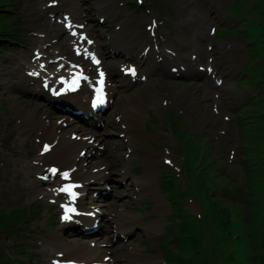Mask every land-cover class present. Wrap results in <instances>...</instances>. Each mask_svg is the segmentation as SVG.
Wrapping results in <instances>:
<instances>
[{
  "label": "rangeland",
  "instance_id": "obj_1",
  "mask_svg": "<svg viewBox=\"0 0 264 264\" xmlns=\"http://www.w3.org/2000/svg\"><path fill=\"white\" fill-rule=\"evenodd\" d=\"M164 1V0H163ZM167 3H171L172 0H167ZM224 0H220L221 6H222V11L219 10H215L213 8L210 9L211 11V15L214 19H216L220 25V27L224 26V22H225V26H226V21H228L227 24H233L236 26V28H234L235 31H238V28H244V29H255L257 31L256 37L259 38V34L262 33L264 31V18L262 20H260V18L256 19L254 22L249 20V17L252 13L256 12V9H254L253 11H248L246 10V1L245 0H239V4L236 5L234 8L230 9L232 10L231 13L227 12V6L229 4L225 3L223 4ZM242 2H244L245 4H243ZM227 4V5H226ZM261 12V11H258ZM213 13H215V15H213ZM228 13V15H227ZM219 15V16H218ZM229 17L233 18L234 20L231 21L229 19ZM256 17V16H255ZM241 19H244V22H241ZM0 20H2V16L0 15ZM3 28V27H2ZM2 28L0 29V31L2 30ZM229 34H232L230 32H228ZM244 36V35H243ZM249 38L247 37H241V39H234V46H238V48H240L242 51H246V48H248L249 46H252V44L250 45L249 42ZM185 97V94L182 95L180 97V99L183 100V98ZM132 99V97H130ZM127 102H131V100L129 101L126 98V95H121L120 99H119V104L122 106L117 107V109L120 108H126ZM132 103V102H131ZM260 105V104H259ZM262 106V105H260ZM264 107V106H262ZM246 109V108H245ZM250 117V116H249ZM254 115L253 117H251V120L254 119ZM247 120V119H244ZM249 119V121H251ZM251 125V124H250ZM256 129V128H255ZM150 130V128H149ZM251 128H249V131H247L246 133L249 137V140L252 142V151L253 153H260L263 152V146H264V135L262 137V135H260L259 137H257V141H253L252 137H251ZM108 133H114L115 136L117 137V133L113 130L108 131ZM13 137H15V135L13 134ZM261 138L263 140H261ZM114 143H119L121 148L119 150H112V153L115 152V156H119L120 155H124V148H123V144H121V141H118L117 139H113L110 140L108 144H113ZM177 143H178V151L183 153L184 156L186 157V162H185V169L188 171V173L191 175V177L193 178L194 175L199 171L197 164L198 161L200 160L199 158V150L201 148V143L199 142V140L193 136H190L187 132L183 133V134H178L177 135ZM16 145V144H15ZM155 148H157L156 145H154ZM123 148V150H122ZM256 150V152H255ZM113 161V159L111 160ZM119 159L117 162V165L119 164ZM135 164L138 163H142V166L145 167L146 169L144 170V172L142 173V177L145 176V173L147 174V167L144 166L143 160L139 161L138 158H135V161H133ZM136 167V166H135ZM154 170V176L151 178H147L146 181H150L152 179V181L150 182V185L147 187V190L149 191L148 193L145 194L144 198H143V203L142 207L140 206V209H145L147 206L145 205L146 202H144V200L149 196V195H154V193L151 192V189L153 188H157V186H155L157 184V178L162 175L165 174V172H167L164 169L161 168H153ZM251 173L249 174V181H248V186L251 190V209L252 211L250 212V210H243L241 211L240 215L241 216H237V219L235 218L234 220L237 221L239 220V222H237L235 225H233L231 218L228 215V212L226 210V208L224 206H222V204L220 203H216L215 201V205L218 209V214L219 216L223 217L225 219V221L230 225V229L232 231V233H236L239 237V239H231L227 238V234L222 238L219 237V235L217 236L215 229V225L213 223L208 224L207 228H205L204 230H199L197 228V225L195 223V232L194 235L197 237L199 236V242L202 246V244L207 245V242L209 241V250L207 252V249L204 250V253L207 252L206 255L204 256H198V255H194V252H199L196 249L198 248V243L195 240H185L184 244H185V256L188 259L186 262L189 264H226V256L228 254H230L231 252L232 255L228 258V264H264V259L262 258V255H264V168H258V167H251L250 168ZM188 173L185 172V183L188 187V185H190L189 180L187 179ZM144 175V176H143ZM196 180V179H195ZM161 183H162V187L161 189L164 192H167L169 194H171L172 196L176 197L179 196L180 194L177 193L178 187L177 185L174 183V181L172 180L171 176H165L161 179ZM195 188H203V185L199 182L197 184L194 185V189ZM144 189H146V186H144ZM25 192V198H29L31 196V190L28 191H24ZM128 194V196L126 195ZM132 194V192L128 193L127 191H123L122 194L119 197H114L112 196L111 198L113 199V203L115 205H118V203L121 201H128L130 202V195ZM152 199V198H151ZM155 200V198H154ZM203 201H208L207 196H205L204 199H200L199 202H203ZM149 202H151V200H149ZM120 204V203H119ZM156 206L153 205V213H155L156 215L153 216V219H150V217L148 215H143L141 213L140 216V220L137 221V223H139L140 226H146L148 225L149 229H152L153 226L155 224H159L161 228H168L169 224H171V229L175 232H180V226L177 223L179 222H183L185 221V214L182 210V212L184 213L183 217H180L178 215L177 217V221L174 220L175 217H173L172 219H168V216L173 215V212L171 210L170 206H166V212L163 215H159L156 213L155 211ZM146 219L147 223H144L142 220ZM247 219V220H246ZM191 221V219H190ZM223 230L222 227H217ZM2 232V231H1ZM0 232V234H1ZM7 233H10V231H5ZM201 234V235H199ZM3 235L0 236V239H2ZM11 237H17V235L15 236V232L11 233ZM186 237V236H185ZM137 242L139 244H142L145 249L148 250V248L145 246L146 245V240L142 239V240H137ZM233 242V244H232ZM19 242H16L15 244H18ZM226 244L227 249H223L222 248V244ZM177 244V243H176ZM175 244V245H176ZM202 250V248H200ZM203 251V250H202ZM125 252V250L121 253H117V257L123 255ZM216 252V254L214 253ZM257 255V256H256ZM259 255V257H258ZM183 256V255H182ZM258 257V258H257ZM197 263H194V261ZM178 261V260H177ZM145 264H148L147 262Z\"/></svg>",
  "mask_w": 264,
  "mask_h": 264
},
{
  "label": "bare ground",
  "instance_id": "obj_2",
  "mask_svg": "<svg viewBox=\"0 0 264 264\" xmlns=\"http://www.w3.org/2000/svg\"><path fill=\"white\" fill-rule=\"evenodd\" d=\"M105 8L109 9L111 7L109 5H107V4H105ZM143 98H144L145 101H147V99H149V95L148 94H144ZM124 119H125V123L128 124L129 125V128L131 129V131H130V138H131V140L133 142H135L136 138L142 137L141 136V132L139 130H137V128L133 125V121H134L135 118L132 117V116H130V115H127V116H125ZM62 153L64 154V150H62ZM143 153L146 154V157H147L148 160L149 159H153V157H154V155H152V154L149 153V150H147L146 147H143ZM133 156H135V152H134ZM147 174H148L149 177L154 176L153 170H150ZM162 206H163V204H162ZM158 207H159L158 208V212L159 213H163V212L166 211L165 208L161 207V204H159ZM124 215H125L124 216L125 218H132V216L129 213H124ZM157 225H159V224H157ZM75 252L77 254L81 255V254H84V253H89L90 251H88L86 249H83V250L77 249ZM133 254H132V256H133ZM135 257H143V256L141 254H138L137 253V254H135Z\"/></svg>",
  "mask_w": 264,
  "mask_h": 264
},
{
  "label": "trees",
  "instance_id": "obj_3",
  "mask_svg": "<svg viewBox=\"0 0 264 264\" xmlns=\"http://www.w3.org/2000/svg\"><path fill=\"white\" fill-rule=\"evenodd\" d=\"M258 4H259L258 9H260V10H264V0H258ZM263 15H264V13H263ZM256 34H257V32H256L255 34L252 32V36H253L252 39L257 38V37H256ZM259 38L262 39L261 45H264V31H263L262 33L259 34ZM256 40H257V39H256ZM259 44H260V43H259Z\"/></svg>",
  "mask_w": 264,
  "mask_h": 264
}]
</instances>
